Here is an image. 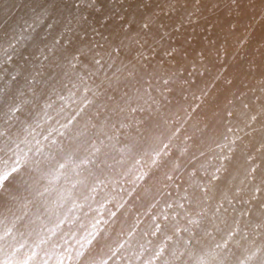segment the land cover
<instances>
[{"label": "bare ground", "instance_id": "bare-ground-1", "mask_svg": "<svg viewBox=\"0 0 264 264\" xmlns=\"http://www.w3.org/2000/svg\"><path fill=\"white\" fill-rule=\"evenodd\" d=\"M263 201L264 0H0V264H264Z\"/></svg>", "mask_w": 264, "mask_h": 264}, {"label": "rangeland", "instance_id": "rangeland-1", "mask_svg": "<svg viewBox=\"0 0 264 264\" xmlns=\"http://www.w3.org/2000/svg\"><path fill=\"white\" fill-rule=\"evenodd\" d=\"M184 22H189V20L187 19V18H185L184 20H183ZM153 45H155V44H153ZM142 48H144V47H147L146 45H142L141 46ZM149 56H151V53H149L148 54V57ZM122 61H124V58L122 59ZM255 100H258V98L257 97H255ZM231 115V112H228V116H230ZM256 117V114L254 113L253 115H251V118L252 119H254ZM63 122H65V119L64 118H62V119H59V120H57L54 124H53V128H60V127H62V124H63ZM251 132H253V129H251L250 130V132L249 133H251ZM186 139L187 138H189V137H185ZM222 140H224V143L225 142H227V141H231V142H238V138L237 137H234V138H229L228 136H225V138H223ZM246 142H243V146H245L246 144H245ZM258 147L260 148L261 147V145H258ZM208 151V150H207ZM204 153V152H203ZM251 158V157H250ZM253 158V157H252ZM251 158V159H252ZM226 159V157L224 156L223 157V160H225ZM191 171H193V170H191ZM254 176H255V171H254V166H252L251 168H250V170H249V177L252 179V178H254ZM173 176L172 175H170V178H172ZM215 177H217V174L215 175ZM163 184V187H164V191L166 192V193H170L171 192V187H169V186H166L164 183H162ZM204 190H206V188H204ZM259 191H260V188L258 187V186H254L253 188H252V190H251V192L250 193H248L247 194V196H246V198L249 200V199H251L255 194H258L259 193ZM234 201V203H236V200H235V198H233V197H231V201ZM156 202H158V201H156ZM188 203V204H187ZM162 204V207L165 209V208H167V206H168V204L167 203H161ZM180 205L182 204V206L183 207H186V206H188L189 205V200H188V198L187 199H184V198H182L181 199V201H180V203H179ZM225 205V200H219L218 202H217V207L218 208H220V207H223ZM262 208H264V201L262 202ZM170 215V216H169ZM169 215H167V217L170 219V220H172L173 221V223H174V227H172V228H174V231L177 233V234H180L181 232H182V230H183V224L181 223V221L179 222V221H177V219H178V216H179V214H178V210L177 209H173V211H171V213L169 214ZM192 215V214H191ZM191 215H189V218H190V220H192V216ZM123 217L124 218H127L128 216L127 215H123ZM168 218H162L161 217V219H160V217H158L156 214H149V215H143V216H139V215H134L133 216V230H131V232L129 231V234H128V236L130 237L129 238V240L131 241L132 239H133V242H136L137 244H138V246L139 247H136V248H133V256L134 255H136V256H138L137 254L138 253H140L141 252V250L145 247L144 246V244H146L145 242H144V239H145V237H149L150 238V236H152V237H160V235H158V234H160V232L161 231H163V234H162V236H161V238L157 241V243H156V248H157V251H155V252H153L151 255H150V259L151 260H154V259H156V257L158 256V250H160V249H162L163 248V245L167 242V240L170 238L169 237V231L167 230V227L169 226V222L170 221H165L166 219H168ZM174 218V219H173ZM144 219V220H143ZM176 220V221H175ZM192 222V221H191ZM139 224H141V225H143L142 226V228H141V230H142V236H140V237H138L137 235H138V232L136 231L137 229V227H139L138 225ZM153 226H152V225ZM260 225V222H255L254 223V226L255 227H258ZM107 226H111V223L110 222H108V224H107ZM149 226V227H148ZM163 229V230H162ZM189 229L191 230L192 229V225L190 224L189 225ZM122 231V230H121ZM133 232V234H131ZM189 233H193V230H191ZM144 235V236H143ZM138 239H139V241H138ZM186 239H190V235L188 236V237H186ZM92 240V239H91ZM91 240H90V242H91ZM94 240V239H93ZM92 240V241H93ZM107 241H109L110 242V238H107L106 239ZM95 243L99 246V247H101V244L98 242V241H95ZM107 243V242H106ZM102 247H104L103 245H102ZM136 251V252H135ZM125 254V252H117L116 254H115V258H117L118 260H121L122 258H124V255ZM170 259L172 260V261H175V260H178V255H173L172 257H170Z\"/></svg>", "mask_w": 264, "mask_h": 264}]
</instances>
